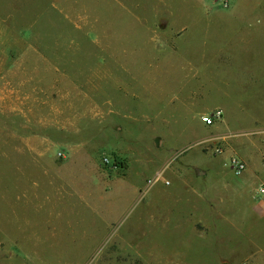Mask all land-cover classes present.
Listing matches in <instances>:
<instances>
[{"label":"rangeland","instance_id":"1","mask_svg":"<svg viewBox=\"0 0 264 264\" xmlns=\"http://www.w3.org/2000/svg\"><path fill=\"white\" fill-rule=\"evenodd\" d=\"M150 1L0 0V264H264V0Z\"/></svg>","mask_w":264,"mask_h":264},{"label":"crops","instance_id":"2","mask_svg":"<svg viewBox=\"0 0 264 264\" xmlns=\"http://www.w3.org/2000/svg\"><path fill=\"white\" fill-rule=\"evenodd\" d=\"M108 1H110L111 3H113L114 4V8L115 9H130V8H132L131 6H126L125 4H124V2L126 1V0H108ZM148 1H150V0H148ZM175 0H159L158 2H157V5H154L152 8H154V9H157V8H165V9H169V8H172V7H174V6H170V4L171 3H173ZM177 1H180L182 4L184 3V1L185 0H177ZM150 2H153V1H150ZM154 3V2H153ZM154 4H156V3H154ZM158 4H160V5H158ZM183 7V6H182Z\"/></svg>","mask_w":264,"mask_h":264},{"label":"built area","instance_id":"3","mask_svg":"<svg viewBox=\"0 0 264 264\" xmlns=\"http://www.w3.org/2000/svg\"><path fill=\"white\" fill-rule=\"evenodd\" d=\"M222 113L220 110H215L209 115H203L201 117V120L203 121L204 124L209 125L214 123L215 121L221 119ZM236 169L238 171H241L244 168V165L240 163V161H235ZM263 189H260V192H263Z\"/></svg>","mask_w":264,"mask_h":264}]
</instances>
